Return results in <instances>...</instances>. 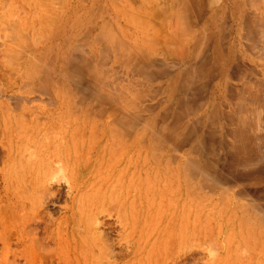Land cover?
<instances>
[{"label":"rangeland","instance_id":"obj_1","mask_svg":"<svg viewBox=\"0 0 264 264\" xmlns=\"http://www.w3.org/2000/svg\"><path fill=\"white\" fill-rule=\"evenodd\" d=\"M0 77V264H264V0H0Z\"/></svg>","mask_w":264,"mask_h":264},{"label":"bare ground","instance_id":"obj_2","mask_svg":"<svg viewBox=\"0 0 264 264\" xmlns=\"http://www.w3.org/2000/svg\"><path fill=\"white\" fill-rule=\"evenodd\" d=\"M251 1V0H250ZM228 5V4H227ZM233 15V14H232ZM1 78V77H0ZM22 81V80H21ZM19 82V81H18ZM23 83H26V82H23ZM21 84L22 86H26V85H28L27 83H26V85H24V84ZM20 85V86H21ZM36 87V86H35ZM46 88V87H45ZM44 88V89H45ZM13 89V88H12ZM40 90L38 87L37 88H35V90L36 91H38V90ZM43 89V88H42ZM41 89V90H42ZM43 89V90H44ZM46 90H48V88H46ZM46 90H44V91H42L43 92V94L45 93V94H48V93H50V92H48V93H46L47 91ZM51 91V90H50ZM55 91V90H54ZM1 92V91H0ZM39 92V91H38ZM2 93V92H1ZM0 93V94H1ZM2 94H4V93H2ZM16 94V93H15ZM45 94H44V97H45ZM63 95V94H62ZM7 96H8V94H7ZM9 96H12V95H9ZM48 96V95H47ZM50 96L52 97V94H50ZM50 96H48V98L50 97ZM67 97V96H66ZM0 98H1V96H0ZM21 98H23V96L21 97ZM31 98V97H30ZM38 98H39V96H38ZM48 98H46V99H48ZM56 98V97H55ZM24 99H26L27 100V97L26 98H23V100ZM40 99H42V98H40ZM51 99H53V97L51 98ZM29 100V99H28ZM51 101V100H50ZM53 101V100H52ZM61 102V101H60ZM63 103V102H62ZM54 104H55V102H54ZM57 106V105H56ZM59 107H61L60 105H59ZM24 108V107H23ZM25 108H27V107H25ZM31 110V109H30ZM67 110V109H66ZM47 111V110H46ZM54 111V110H53ZM101 112V111H100ZM41 113V112H40ZM51 113V112H50ZM87 113H88V111H87ZM97 113H99L98 111H97ZM9 114V113H8ZM89 114V113H88ZM87 114V116H89ZM93 115H94V113H93ZM96 115V114H95ZM2 116V115H1ZM39 116H40V114H39ZM44 116H45V114H44ZM51 116H52V114H51ZM38 117V116H37ZM101 118V117H100ZM126 118V117H125ZM0 119H2V117L0 118ZM52 119H53V117H52ZM80 119V118H79ZM104 119V118H103ZM121 119H124V117L123 118H121ZM120 119V120H121ZM10 120V119H9ZM40 120V119H39ZM120 120H116L117 122L118 121H120ZM48 121V120H47ZM70 121V120H69ZM105 121V120H104ZM123 121V120H122ZM2 122V121H1ZM10 122V121H9ZM14 122V121H13ZM38 122V121H37ZM115 122V121H114ZM117 122H116V124H117ZM130 122V121H129ZM128 122V123H129ZM110 123V122H109ZM121 123V122H120ZM125 123V122H124ZM127 123V124H128ZM3 124V123H2ZM11 124V123H10ZM47 124V123H46ZM92 124V123H91ZM122 124H123V122H122ZM127 124H123V125H121V127L122 126H126V127H128V125H129V127L130 128H128V129H131V127H132V125L129 123L128 125ZM118 125H120L119 123L117 124V126ZM17 127V126H16ZM20 127V126H19ZM44 127H45V125H44ZM84 127V126H83ZM125 127V128H126ZM32 128V127H31ZM39 128V127H38ZM66 128H67V126H66ZM123 128V127H122ZM53 129V128H52ZM110 129H111V127H110ZM17 130V129H16ZM16 130H15V132H16ZM121 130V129H120ZM1 131V130H0ZM31 131H32V129H31ZM34 131V130H33ZM126 131V130H125ZM34 132H36V131H34ZM54 132V131H53ZM73 132V131H72ZM75 132V131H74ZM123 132H124V128H123ZM2 133V132H1ZM6 133V132H5ZM17 133V132H16ZM81 133V132H80ZM96 133V132H95ZM125 133V132H124ZM13 134V133H12ZM76 134V133H75ZM5 135V134H4ZM24 135V134H23ZM32 135V134H31ZM39 135H40V133H39ZM17 136V135H16ZM27 136V135H26ZM61 136V135H60ZM68 136L70 137V135L68 134ZM80 136H82V135H80ZM135 136V135H134ZM33 137V136H32ZM125 137V136H124ZM3 138V137H2ZM7 138V137H6ZM14 138V137H13ZM17 138V137H16ZM18 138H19V136H18ZM17 138V139H18ZM21 138V137H20ZM31 138V137H30ZM30 138H29V140H30ZM36 138H38V137H36ZM82 138V137H81ZM105 138V137H104ZM4 139H5V137H4ZM8 139V138H7ZM22 139H23V136H22ZM71 139V138H70ZM37 140H39V139H37ZM36 140V141H37ZM40 140H41V138H40ZM45 140V142H46V139H44ZM58 140H60V139H58ZM134 140V139H133ZM25 141H26V139H25ZM42 141L43 140H41V142H39V144H41L42 143ZM135 141V140H134ZM141 141H143L142 139H141ZM1 142V141H0ZM8 141H6V143H7ZM38 142V141H37ZM65 142V141H64ZM77 142V141H76ZM144 142V141H143ZM30 143H31V141H30ZM74 143V142H73ZM2 144V143H1ZM12 144V143H11ZM27 144V143H26ZM29 144V143H28ZM37 144V143H36ZM60 144H62L61 142H60ZM66 144V143H65ZM65 144H63V148H66V145ZM18 145V144H17ZM57 145V144H56ZM31 146H33V144L31 145ZM71 146H73V145H71ZM75 146H76V144H75ZM78 146V145H77ZM136 146H137V144H135V142H133L132 140H126V141H124L123 143H120V142H118V140H116V138H114V139H112V141L111 140H106L105 141V144L103 145V147H101V148H99V149H97L96 150V148L94 149H92V151H95L96 153H97V156L96 157H100V154L101 153H103V157H104V155H105V152L108 150V151H112V155H110L111 156V158L113 159V165H115V166H117L116 164H119V163H123V160L125 159V157H127V159H129V160H131V158L134 156V155H132V154H130L132 151H134L135 150V148H136ZM18 147V146H17ZM9 148H10V145H9ZM24 148V147H23ZM57 148V147H56ZM55 148V149H56ZM69 148V147H68ZM89 148H90V146H89ZM98 148V147H97ZM118 148H121L122 149V153L120 154V156L118 157V158H115L114 159V156H115V154L117 153V151H118ZM139 148V147H138ZM138 148H136L137 150H138ZM25 149H27V147L25 148ZM36 149V148H35ZM35 149H34V151H35ZM37 149H38V146H37ZM58 149V148H57ZM59 149H60V147H59ZM80 149H81V147H80ZM4 150V149H3ZM15 150V149H14ZM23 151H24V149H22ZM63 150H65V149H63ZM74 150V149H73ZM45 151V150H44ZM78 151H79V149H78ZM77 151V152H78ZM54 152V151H53ZM53 152H52V156H55L54 154H53ZM60 151H58V153H59ZM64 152V151H63ZM144 152V151H143ZM42 153V152H41ZM65 153V152H64ZM64 153H62L63 155H64ZM85 153V152H84ZM175 153V152H174ZM24 154V153H23ZM62 154H61V156H62ZM10 155V154H9ZM41 155V154H40ZM58 155V154H57ZM70 155V154H69ZM164 155V154H163ZM47 156V155H46ZM74 156V155H73ZM79 156H80V154H79ZM60 157V156H59ZM34 158H36V155L35 156H33V159ZM58 158V157H57ZM70 158V157H69ZM174 158V157H173ZM30 159V158H29ZM39 159V158H38ZM177 159V158H176ZM31 160V159H30ZM44 160H45V158H44ZM84 160V159H83ZM178 160V159H177ZM27 161V160H26ZM53 161V160H52ZM51 161V162H52ZM173 160L171 159V162H172ZM34 162H35V160H34ZM176 162V161H175ZM72 163V162H71ZM18 164V163H17ZM26 164H28V163H26ZM46 164V163H45ZM50 164V163H49ZM48 164V165H49ZM62 164H63V162H62ZM173 164V163H172ZM55 165V164H54ZM120 165V164H119ZM28 166V165H27ZM41 166H43V163L41 164ZM92 166V165H91ZM95 166V165H94ZM121 166V165H120ZM139 166V165H138ZM177 166V165H176ZM5 167V166H4ZM32 167H33V165H32ZM51 167V166H50ZM67 167V166H66ZM178 167V166H177ZM21 169L23 168V167H20ZM57 168V167H56ZM71 168H72V166H71ZM92 168V167H91ZM34 169V168H33ZM47 169V168H46ZM64 169L66 170V168L64 167ZM69 169V168H68ZM111 169V168H110ZM122 169V168H121ZM120 169V170H121ZM138 169H139V167L137 168V171H138ZM143 169V168H142ZM141 169V170H142ZM26 170V169H25ZM42 170V168L40 169V171ZM45 170V169H44ZM43 170V171H44ZM60 170H62V169H59L58 171H60ZM73 170V169H72ZM71 170V171H72ZM93 170H95V169H93ZM93 170H92V172H93ZM3 171H5V168L3 169ZM3 171H2V173H3ZM22 171H24V170H22ZM45 171H48V169L47 170H45ZM51 171V170H50ZM57 171V172H58ZM71 171H69V172H71ZM39 172V171H38ZM55 173V174H58V173ZM66 172V171H65ZM103 172V171H102ZM147 172V171H146ZM145 172V173H146ZM25 173L26 172H24V176H25ZM46 173V172H45ZM49 173H52V172H49ZM49 173H48V175H49ZM54 173V172H53ZM115 173V172H114ZM117 173V172H116ZM66 174V173H65ZM71 174V173H70ZM77 174V173H76ZM79 174H80V172H79ZM118 174V173H117ZM127 174V173H126ZM126 174H124L125 176H126ZM130 174V173H129ZM16 175V174H15ZM28 175V174H27ZM60 175H61V172H60ZM17 176V175H16ZM19 176V175H18ZM33 176V175H32ZM44 176V175H43ZM53 177H54V175H52ZM52 176L51 177H49V176H47L46 178H50V180H52V179H54V178H52ZM63 175H61V176H58V177H61V180H63V177H62ZM116 176H119V175H116ZM159 176V175H158ZM69 177V176H68ZM107 177V176H106ZM121 177V176H120ZM45 178V177H44ZM80 178V177H79ZM111 178V177H110ZM153 178H155V177H153ZM60 179V178H59ZM69 179H71V178H69ZM105 179V178H104ZM148 179V178H147ZM58 179H57V176H56V179H55V181H57ZM48 181V179L46 180V182ZM60 181V180H59ZM152 181V180H151ZM179 181V180H178ZM148 182V181H147ZM146 182V185L148 184ZM153 182V181H152ZM48 183V182H47ZM96 183H98V182H96ZM50 184V183H49ZM78 184H79V182H78ZM85 184V183H84ZM41 185H42V183H41ZM80 185V184H79ZM106 185V184H105ZM118 185V184H117ZM145 185V184H144ZM158 185V184H157ZM178 185H179V183H178ZM138 186V185H137ZM148 186V185H147ZM149 186H151V185H149ZM161 186H163V184L161 185ZM47 187H49V185L47 184ZM70 186H68V189H71V188H69ZM81 187V186H80ZM79 187V188H80ZM159 187V186H158ZM133 188V187H132ZM149 189H152V188H150V187H148ZM177 188V187H176ZM40 189V188H39ZM45 189V188H44ZM147 189V188H146ZM155 189V188H154ZM41 190V189H40ZM39 190V192H42V190L40 191ZM48 190V189H47ZM176 191H178L177 189H175ZM45 191H46V189H45ZM45 191H43L42 192V194H41V196L43 197V198H41V197H39V196H37L39 199H44V192ZM48 191H50V189L48 190ZM75 191H76V188H75ZM74 191V192H75ZM164 191V190H163ZM180 191V190H179ZM53 192H56V191H53ZM119 192V191H118ZM122 192V191H121ZM137 192H138V190H137ZM150 192V191H149ZM159 191L157 190V193H158ZM172 192V191H171ZM61 192H59V194H60ZM44 194V195H43ZM142 194V193H141ZM175 194L177 195L178 194V192H175ZM174 194V195H175ZM38 195V194H37ZM46 195H49L48 197H50V195L52 196V194H48V192L46 193ZM168 195V194H167ZM167 195H166V197H167ZM120 196H122V194L120 195ZM134 196V195H133ZM160 196V195H159ZM36 197V196H35ZM47 197V196H46ZM45 197V198H46ZM138 198H139V196H137ZM163 197H164V194H163ZM172 197V196H171ZM180 197V196H179ZM55 198V197H54ZM56 198H58L57 196H56ZM55 198V199H56ZM129 198V197H128ZM176 198V197H175ZM174 198V199H175ZM37 199V198H36ZM145 199V198H144ZM167 199H169V197L167 198ZM173 199V200H174ZM47 200V199H46ZM50 200V199H49ZM52 200V199H51ZM149 200H152V198L150 199L149 198ZM128 201V200H127ZM145 201H146V199H145ZM163 201V200H162ZM168 201V200H167ZM176 201H177V199H176ZM35 202H39V200H35ZM143 202H144V200H143ZM149 202V201H148ZM174 202V201H173ZM28 203H29V201H28ZM76 203V202H75ZM96 203V202H95ZM154 203V202H153ZM152 203V204H153ZM178 203V202H177ZM126 204H128V203H126ZM149 204H150V202H149ZM35 205H37V204H35ZM119 205V204H118ZM125 205V204H124ZM167 205H170V204H167ZM173 205H174V203H173ZM99 206H100V204H99ZM147 206H148V204H147ZM154 206V205H153ZM152 206V207H153ZM174 206H176V205H174ZM118 207V206H117ZM149 207V206H148ZM150 207H151V205H150ZM168 207V206H167ZM70 208V207H69ZM108 208H112V207H108ZM142 208V207H141ZM179 208V207H178ZM93 209V208H92ZM147 209V208H146ZM149 209V208H148ZM168 209V208H167ZM173 209H175L174 207H173ZM170 210H171V208H170ZM124 211V210H123ZM101 212V211H100ZM162 212V211H161ZM126 213V212H125ZM124 213V214H125ZM169 213H171V212H169ZM166 214V213H165ZM126 215V214H125ZM178 215V214H177ZM39 216V215H38ZM121 216L123 217V213L121 214ZM161 215L159 214V217H160ZM162 216H163V214H162ZM72 217V216H71ZM74 217V216H73ZM173 217V216H172ZM39 218H40V216H39ZM69 218V217H68ZM94 218V217H93ZM174 218H176V217H174ZM76 219V218H75ZM39 220H41V218L39 219ZM68 220V219H67ZM73 220V219H72ZM77 220V219H76ZM169 220H171V218H169ZM159 221H160V219H159ZM167 221H168V219H167ZM166 221V222H167ZM172 222V221H171ZM89 223V222H88ZM87 223V224H88ZM167 223H169V221L167 222ZM84 224V223H83ZM91 225V224H90ZM167 225V224H166ZM84 226V225H83ZM166 227V226H165Z\"/></svg>","mask_w":264,"mask_h":264}]
</instances>
